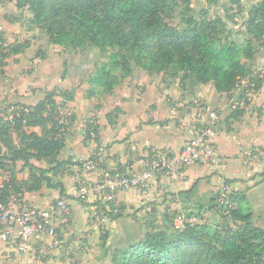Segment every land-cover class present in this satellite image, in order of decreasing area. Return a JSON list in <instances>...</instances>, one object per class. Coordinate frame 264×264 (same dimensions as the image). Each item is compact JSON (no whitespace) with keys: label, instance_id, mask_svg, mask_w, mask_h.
<instances>
[{"label":"crops","instance_id":"1","mask_svg":"<svg viewBox=\"0 0 264 264\" xmlns=\"http://www.w3.org/2000/svg\"><path fill=\"white\" fill-rule=\"evenodd\" d=\"M259 1L246 0L243 5L250 8ZM30 20L26 6L19 7L17 0H0V32L8 43L21 42L24 37L29 42L41 39L37 34L43 31ZM43 34L45 38L38 45L30 43L23 53L7 60L5 74L0 75V118L6 117L8 107L15 103L35 105L47 92L75 88L74 99L61 111L66 143L58 159L65 164L50 175L51 185L42 181L31 187L28 168L21 160L16 164L17 178L25 183L22 197L42 206L65 198L71 220L58 226L54 236L32 237L26 250L20 249L15 239L0 241V264H114L118 249L165 227L175 210L184 207L194 213L193 217H214V199L227 181L232 190L246 192L253 220L264 228V44L254 61L261 86L244 98L237 91L219 93L212 82L193 85L164 72L148 74L140 69H135L112 94L89 96V78L100 64L93 65L95 70L88 79L79 77L78 81L72 63L65 69L66 58L58 49L61 46L49 43ZM41 49L46 57L37 59V50ZM56 100L61 102L63 98L56 96ZM200 101L217 111L211 141L221 157L219 165L195 164L171 176L158 175L146 187L120 190L115 203H92L73 196L81 172L77 163L91 157L97 148L105 168L126 171L142 170L153 149L178 153L194 136L196 127L210 121L200 113ZM109 113L116 114L113 123L107 117ZM89 123L98 128L97 140L85 139ZM34 130L40 133L38 127L30 131ZM0 150L6 152L1 142ZM32 162L42 168L51 166L48 159L33 158ZM6 178L0 172V189ZM56 183L64 185V194L54 186Z\"/></svg>","mask_w":264,"mask_h":264},{"label":"trees","instance_id":"2","mask_svg":"<svg viewBox=\"0 0 264 264\" xmlns=\"http://www.w3.org/2000/svg\"><path fill=\"white\" fill-rule=\"evenodd\" d=\"M192 2L17 0L19 7L28 8L31 24L48 36L49 43L73 50H96L100 54L115 50L113 64L120 73L115 74L100 64L89 78V96L112 94L135 69L148 74H169L174 68L170 76L179 77L181 82L189 80L193 85L212 82L217 92L237 91L241 98L246 93V88L238 86L242 80L254 81L258 91L262 79L254 69V61L259 47L264 44V0L245 11L239 3L245 39L221 42L218 39L229 24L228 14L212 12L210 7L197 10ZM207 2L211 6L218 0ZM178 15L187 24L185 28L179 29L166 21ZM29 44L28 41L8 43L0 32V75L5 74L7 60L23 53ZM37 57L44 59L46 54L39 50ZM75 92V88L58 93L50 91L35 105L15 103L13 116L0 118V142L6 149L3 154L0 150V172L7 176L0 189L1 203L7 204L13 197L22 198L25 183L17 178L19 160L30 172L31 187L35 188L42 181L51 185L50 175L65 164L58 159L66 143L61 111L74 99ZM56 96H61L63 101L57 102ZM115 115H107L111 123ZM36 127L40 133L30 131ZM97 132L98 128L89 123L85 139L97 140ZM33 158L48 159L51 166L39 167L32 162ZM82 163L77 164L82 167ZM54 186L65 193L62 183ZM214 200L212 208L222 219L217 227L212 228L197 215L194 217L198 222L180 228L171 219L169 224L148 233L143 240L118 249L113 255L114 264H264V228L254 222L246 192L232 190L227 205L220 204L218 196ZM183 210L189 217L194 215L184 207Z\"/></svg>","mask_w":264,"mask_h":264},{"label":"built area","instance_id":"3","mask_svg":"<svg viewBox=\"0 0 264 264\" xmlns=\"http://www.w3.org/2000/svg\"><path fill=\"white\" fill-rule=\"evenodd\" d=\"M238 86L240 89L246 88V96L256 92L254 81L242 80ZM199 109L201 114L209 117V123H201L196 127L194 136L183 144L178 153L167 148L153 149L142 170L107 169L104 167L102 152L95 151L82 163L72 191L73 196L92 203H115L120 190L146 187L158 175L171 176L195 164L219 165L221 157L211 141L212 126L218 118L217 111L207 105H199ZM88 176L95 178L90 179ZM231 191L230 185L224 183L218 193V202L227 205ZM172 217L177 228L198 222L196 218L187 216L183 209L175 210ZM70 219L71 209L65 198L42 206L23 197H13L7 204L0 202V241L15 239L20 249L26 250L32 237L39 234L54 236L57 227L67 225Z\"/></svg>","mask_w":264,"mask_h":264},{"label":"rangeland","instance_id":"4","mask_svg":"<svg viewBox=\"0 0 264 264\" xmlns=\"http://www.w3.org/2000/svg\"><path fill=\"white\" fill-rule=\"evenodd\" d=\"M239 3L242 4L244 11L248 9L247 4L243 5V4L247 3L246 0H240V1L239 0H218V3L211 5V6H208L209 4H208L207 0H193L192 5L197 10L201 9L202 7H210V10L212 12H214L215 10H218L224 15L228 14L227 17L229 19V24L227 23V27L224 29V33L221 34V38L219 36L220 39H218V42H221V40L223 41L224 39L229 40V39H235L236 38L237 40H240V41L245 39L244 35H243V31H244V19L243 18L244 17H243V14L241 15L239 13V9H238ZM180 7H182V6H180ZM177 10H178V8H177ZM188 15H192V14L188 13ZM229 17H231V18H229ZM166 21L171 23L174 27H178L179 29L185 28L187 26L186 23L182 22L180 15L172 17V19L168 18V19H166ZM43 33L38 32L37 35L40 36L39 38H41V39L45 38ZM40 40L35 41V42L34 41L29 42L28 40H26V37H24L21 40V43H25V41L26 42L28 41L29 43H33L34 45H38L40 43ZM39 48L40 47L35 48V49H39ZM58 49H60V53H63L64 58H66V63L64 65L65 69L67 70L70 67V63H72V65H74L73 69L75 70V72L77 74V75H75V78L78 81H79V77L81 78V80L88 79L89 75L93 72V70H95L94 68H92L93 65H98V64H103L102 68L110 69L115 74L120 73V70L118 68H115L114 64H113V61H114L113 53L115 51L113 49H110L107 53H104V54H100L96 50H88V51H86V50H73L69 46L59 47ZM41 52L44 53L46 51L44 49H41ZM37 53H38V50H37ZM37 59H39V57H37ZM88 64H89V66H88ZM175 70L176 69H174V68L170 69L171 74H174ZM170 72H169V75H171ZM199 105L200 106L205 105V103H202L200 101ZM9 109H10V115H6V116L11 118L13 116V114H12L13 105L9 106L8 110ZM94 137H95V135H94ZM96 151H99V148H97ZM80 171H81V167H80ZM74 186H75V184H74ZM76 198L79 199L78 197H76ZM190 217L194 218L193 216H190ZM207 217L208 216L202 217L203 218L202 221H207L212 228L217 227L222 221L221 215L219 213L218 214L215 213L214 217H209V219ZM208 238L209 237H206V240H208Z\"/></svg>","mask_w":264,"mask_h":264}]
</instances>
